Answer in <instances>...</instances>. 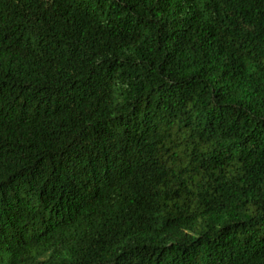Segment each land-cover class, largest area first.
Here are the masks:
<instances>
[{"label":"trees","instance_id":"trees-1","mask_svg":"<svg viewBox=\"0 0 264 264\" xmlns=\"http://www.w3.org/2000/svg\"><path fill=\"white\" fill-rule=\"evenodd\" d=\"M0 264H264V0H0Z\"/></svg>","mask_w":264,"mask_h":264}]
</instances>
